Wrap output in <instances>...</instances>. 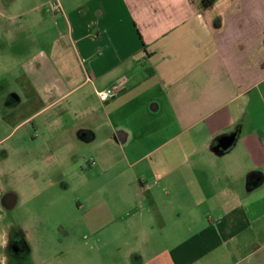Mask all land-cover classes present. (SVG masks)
<instances>
[{"label": "crops", "instance_id": "1", "mask_svg": "<svg viewBox=\"0 0 264 264\" xmlns=\"http://www.w3.org/2000/svg\"><path fill=\"white\" fill-rule=\"evenodd\" d=\"M7 17L17 39L23 19L33 42L36 25L53 17L65 30L53 42L51 32L39 37L31 60L40 55L36 69L55 95L29 97L45 106L23 122L87 86L105 114L150 81L148 102H165L166 125L136 131L146 137L140 151L128 143L133 132L94 112L91 126L44 127L42 140L27 142L36 163L60 151L86 158L89 170L146 164V181V171L114 177L107 212L96 208L86 222L119 252L124 235L127 258L109 264H264V0H0V24ZM104 91L117 94L101 101Z\"/></svg>", "mask_w": 264, "mask_h": 264}, {"label": "rangeland", "instance_id": "2", "mask_svg": "<svg viewBox=\"0 0 264 264\" xmlns=\"http://www.w3.org/2000/svg\"><path fill=\"white\" fill-rule=\"evenodd\" d=\"M8 20L0 24V235L5 231L8 241L7 249L0 248V264H101V258L109 264L111 258H127L123 234L119 252L108 243L109 232L95 235L86 222L96 208L103 211L97 209L100 214L107 212L111 201L104 190L110 189L114 177L123 175L131 179L146 171V181L150 178L146 164L129 167L122 162L103 171L98 166L90 171L86 158L77 159L75 155L71 160L69 153L60 151H45L41 162L36 163L32 155L39 152L27 142L42 140L40 128L86 127L91 124L87 114L94 112L97 117L102 115V119L112 118V124L120 129L133 132L128 143L140 151L139 145L146 137H139L136 131L144 128L153 133L166 125L165 102L163 99L152 104L148 102L157 90L150 81L122 96L120 102L109 106L110 114H105L107 105L101 104L87 86L80 91L73 90L55 107L23 122L28 115L45 106L39 97L55 95L36 69L40 55L36 54L37 62L32 63L35 47L41 46L39 42L46 38L44 33H53L50 39H45L53 42L65 30L58 19L47 20L36 25L37 36L43 37L33 42L26 33L29 30L26 19L22 22L25 33L18 39L14 31L4 28L14 23ZM66 55L72 74L78 76V66L70 48ZM65 89L61 87L58 91ZM18 94L23 97L21 103ZM29 97L38 98L33 103ZM156 103L159 109L153 110ZM101 126L105 128L106 124ZM55 161H60V166ZM81 169L85 170L84 177ZM15 245L21 251L20 257L16 256Z\"/></svg>", "mask_w": 264, "mask_h": 264}, {"label": "built area", "instance_id": "3", "mask_svg": "<svg viewBox=\"0 0 264 264\" xmlns=\"http://www.w3.org/2000/svg\"><path fill=\"white\" fill-rule=\"evenodd\" d=\"M117 91H104V92H99L98 97L101 101H107L114 96H116Z\"/></svg>", "mask_w": 264, "mask_h": 264}, {"label": "clouds", "instance_id": "4", "mask_svg": "<svg viewBox=\"0 0 264 264\" xmlns=\"http://www.w3.org/2000/svg\"><path fill=\"white\" fill-rule=\"evenodd\" d=\"M0 241H2V243H3L4 245H6V244H7V241H6V239L0 238Z\"/></svg>", "mask_w": 264, "mask_h": 264}, {"label": "flooded vegetation", "instance_id": "5", "mask_svg": "<svg viewBox=\"0 0 264 264\" xmlns=\"http://www.w3.org/2000/svg\"><path fill=\"white\" fill-rule=\"evenodd\" d=\"M16 245H17V244H16ZM16 245L14 246L15 250H16ZM15 250H14V251H15Z\"/></svg>", "mask_w": 264, "mask_h": 264}]
</instances>
